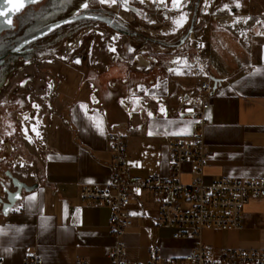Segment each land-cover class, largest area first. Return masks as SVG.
Returning a JSON list of instances; mask_svg holds the SVG:
<instances>
[{
	"label": "crops",
	"instance_id": "crops-1",
	"mask_svg": "<svg viewBox=\"0 0 264 264\" xmlns=\"http://www.w3.org/2000/svg\"><path fill=\"white\" fill-rule=\"evenodd\" d=\"M237 10L232 13H263L264 0H251ZM209 32L211 68L216 72L210 76L218 82L215 87L212 82L208 95L197 84L199 63L205 58L196 56L201 58L196 60L184 45L145 53V69L133 65L143 56L132 60L131 50L119 62L109 52L105 58L92 52L83 69L69 67L74 73L69 93L60 97L58 83L50 100L52 112L41 121L44 146L37 156L38 170L34 160L28 163L22 155L15 161L19 174L13 165L15 175L37 186L23 192L6 215L0 207V258L5 263L19 264L27 253H35L45 264H74L77 259L110 264L107 253L116 241L108 227L110 210L83 204L78 194L80 184L101 185L111 178L109 131L123 136L131 174L169 176L168 140L188 138L190 112L203 111L207 157L202 182L209 184L220 176L264 177V39H241L223 27ZM65 77L62 80L70 79ZM202 102L208 103L205 110ZM20 136L30 143L33 135L21 132ZM5 170L8 167L0 162V180L8 185ZM193 170V162L183 166L182 183L192 182ZM157 207L158 202L146 193L129 207L133 224L124 235L126 254L140 264L155 256L182 257L196 241L191 235L174 238L179 229L159 226ZM242 225L241 229H203L200 241L218 249L264 250V198L248 202Z\"/></svg>",
	"mask_w": 264,
	"mask_h": 264
},
{
	"label": "built area",
	"instance_id": "built-area-1",
	"mask_svg": "<svg viewBox=\"0 0 264 264\" xmlns=\"http://www.w3.org/2000/svg\"><path fill=\"white\" fill-rule=\"evenodd\" d=\"M222 26L229 27L241 39H264V12L259 14H226L216 16ZM200 38V37H199ZM194 39L192 32L187 40ZM197 52L201 47L197 44ZM170 69V68H169ZM168 69V70H169ZM197 84L203 95L211 91L212 77L204 64L198 67ZM147 96L148 91L143 90ZM98 103V101H96ZM202 110L208 108L201 103ZM191 129L188 138L172 136L167 142V162L170 175L162 176L154 172L147 176L133 175L127 164V145L117 132L107 133L108 147L112 154L111 178L105 184H80L79 199L83 204L107 207L109 232L115 243L109 247L110 264H140L126 254L124 235L133 224L129 207L133 199L143 193L158 202L156 223L165 228H177L173 237L191 235L195 238L193 248L179 258L154 257L147 264H264V250L218 249L200 241L203 229H241L244 209L251 199L264 198V177L252 176L247 179L220 176L209 184L202 182L207 154L204 150L203 131L206 120L203 111L192 110ZM21 132L25 134L23 128ZM193 162V180L189 184L181 182L182 168ZM0 264H7L0 258ZM19 264H45L35 253H27ZM74 264H88L77 259Z\"/></svg>",
	"mask_w": 264,
	"mask_h": 264
},
{
	"label": "rangeland",
	"instance_id": "rangeland-1",
	"mask_svg": "<svg viewBox=\"0 0 264 264\" xmlns=\"http://www.w3.org/2000/svg\"><path fill=\"white\" fill-rule=\"evenodd\" d=\"M196 1L178 0V3L174 5V0H143V2L141 0H124L123 3L108 4V10L112 12V16L129 28L137 30L154 40H146L139 37L124 38L120 34L115 33L101 36L91 32L83 36L78 44V40L81 37L79 33L71 41L63 40L55 56L32 57L21 63L9 76V82L0 88V162H3L4 166L8 167V170H11L14 175V170L19 174L21 169L15 161H17L19 155H22L28 163L34 160V169L35 171L38 170L37 156L44 146L43 132H41L44 126L40 118L50 111L45 104L54 98L51 94L52 81L47 77L43 81L41 80L43 78V70L55 73L58 76V91L60 97H64L69 93L72 86L71 78L74 73L69 70V67L77 65L83 69L89 62V58L81 53L83 49L91 48L94 55L97 53V55L104 56L103 58L107 55L112 56L117 62L123 60V57H125L124 53L127 50H131L132 60H135L136 56L139 55L147 59L144 54L154 53L155 50L166 51L168 50L167 46H177L179 40L187 32L193 17ZM250 1H198L194 29L192 31L194 39L186 41L185 49L188 50L190 55L194 54L196 60H201V58L196 56L205 58L204 62L202 60L199 64H204L210 75H216V72L211 68V63H213L211 60L213 58L212 48L208 41L209 31L212 28L223 27L225 30L233 32L229 27L219 25L215 17L234 14L232 13L234 10L244 9L250 4ZM241 11L237 10V12ZM255 39L252 38V40ZM197 44L202 46L200 53L197 52ZM254 48L257 49V47ZM107 52L109 53L107 54ZM138 60L141 61V58ZM134 63V66L136 65L142 69H145L148 65V62L139 64L136 60ZM225 67L227 68L228 66L226 65ZM64 76H66L65 78L69 76L70 79L62 80ZM57 86L58 83L54 91H56ZM34 102L40 106L39 113H36L31 108V104ZM22 107L23 109L27 108V111H23ZM28 112L34 119L30 122L33 123V128H35V135L29 137L30 143L20 136L21 128L28 133L26 130L27 123L24 120ZM13 165H17V167L14 169ZM24 166L29 169L26 163ZM8 187L11 188L10 183Z\"/></svg>",
	"mask_w": 264,
	"mask_h": 264
},
{
	"label": "flooded vegetation",
	"instance_id": "flooded-vegetation-1",
	"mask_svg": "<svg viewBox=\"0 0 264 264\" xmlns=\"http://www.w3.org/2000/svg\"><path fill=\"white\" fill-rule=\"evenodd\" d=\"M83 3L84 0H37L15 15L12 26L0 31V88L9 82V76L21 63L32 57L55 56L63 40L71 41L79 33L81 37L78 44L83 36L91 32L101 36L115 33L124 38L139 37L154 40L137 30L129 28L112 16V12L108 10V4L100 3L99 0H88V8L85 9L82 7ZM196 6L193 12L192 31L194 29ZM190 26L191 23L189 28ZM187 32L183 36H186L184 42H181L182 37L177 45H186L187 37L190 34H187ZM81 53L89 58L92 49H83ZM42 74V81L46 77L52 81L51 94L55 97L56 91L54 89L56 84L59 83L58 76L45 70ZM45 105L52 112L50 100ZM31 108L39 113L40 106L35 102L31 104ZM22 110L27 111V108L23 109L22 107ZM26 114L24 119L27 123L26 130L34 136L35 128H33V123L30 122L34 119L29 112ZM44 116L45 114L41 118L39 117L41 121ZM42 125L44 126L43 123ZM41 132H44V129Z\"/></svg>",
	"mask_w": 264,
	"mask_h": 264
},
{
	"label": "water",
	"instance_id": "water-1",
	"mask_svg": "<svg viewBox=\"0 0 264 264\" xmlns=\"http://www.w3.org/2000/svg\"><path fill=\"white\" fill-rule=\"evenodd\" d=\"M36 1L37 0H35V2ZM198 1L199 0L195 2V6L197 5ZM28 5L30 4H26L25 7ZM9 7L10 5L5 4V11L7 15L10 16V21L8 19H5L3 25H0V31L10 28L12 26L15 15L19 14L24 9L23 8L18 13L12 15L10 12H7V9ZM192 23H193V17L191 19V26L188 29L187 34L192 32ZM185 37H183L181 42H184ZM212 80H213L214 87H215L216 83L218 82V79L215 77H212ZM4 174L9 178V181L11 184V188H9L8 185L3 180H0L1 193L3 194V196H0V207H1V212L4 215H6L8 211L13 207V205L21 199L22 193L26 191H31L37 186V184L36 183L27 184L24 180L15 176L11 170H5Z\"/></svg>",
	"mask_w": 264,
	"mask_h": 264
},
{
	"label": "snow or ice",
	"instance_id": "snow-or-ice-1",
	"mask_svg": "<svg viewBox=\"0 0 264 264\" xmlns=\"http://www.w3.org/2000/svg\"><path fill=\"white\" fill-rule=\"evenodd\" d=\"M34 2L35 0H0V25H3L5 19L10 21V16L7 15L5 11V4L10 5V7L7 9V12H10L12 15H14L23 9L26 4H31ZM99 2L111 5L118 2L123 3L124 0H99ZM141 2H143V0H141ZM176 3H178V0H174V5ZM82 7L85 9L88 8V0H84ZM149 115H151V113H149ZM29 199H34V197H29Z\"/></svg>",
	"mask_w": 264,
	"mask_h": 264
},
{
	"label": "bare ground",
	"instance_id": "bare-ground-1",
	"mask_svg": "<svg viewBox=\"0 0 264 264\" xmlns=\"http://www.w3.org/2000/svg\"><path fill=\"white\" fill-rule=\"evenodd\" d=\"M76 45H77V44H76ZM76 45H75V46H76ZM136 60H137L138 63H141V64H143L144 62H146L145 59H143V58H141V61H139L138 58H136ZM129 110H131V109H130L129 107H127V111H129ZM21 119H22V118H21Z\"/></svg>",
	"mask_w": 264,
	"mask_h": 264
}]
</instances>
